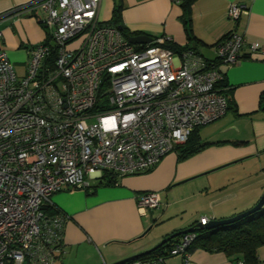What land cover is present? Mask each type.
Wrapping results in <instances>:
<instances>
[{
  "label": "built area",
  "instance_id": "1",
  "mask_svg": "<svg viewBox=\"0 0 264 264\" xmlns=\"http://www.w3.org/2000/svg\"><path fill=\"white\" fill-rule=\"evenodd\" d=\"M100 1L30 0L25 11L41 13L45 38L26 48L21 76L0 48V264H55L67 217L43 211L53 194L87 190L104 172L121 179L154 169L193 130L226 115L217 63L264 60V46L234 29L212 47L214 61L164 48L166 36L133 45L100 20ZM245 13L230 4L227 19L235 26ZM137 204L159 209L160 195L142 193ZM197 237L191 230L163 256L125 264H187Z\"/></svg>",
  "mask_w": 264,
  "mask_h": 264
},
{
  "label": "crops",
  "instance_id": "2",
  "mask_svg": "<svg viewBox=\"0 0 264 264\" xmlns=\"http://www.w3.org/2000/svg\"><path fill=\"white\" fill-rule=\"evenodd\" d=\"M29 1L0 0V48L7 51L19 76L24 73L16 69L18 64L26 69V48L45 38L41 13L25 11ZM117 3L128 32L152 39L166 36L176 47L188 45L179 0H101L99 16L108 21ZM230 4L246 10L235 26L227 19ZM191 29L199 41L196 51L208 61L215 60L212 47L233 29L264 46V0H195ZM246 57L230 66L217 63L231 90L233 108L197 129L201 151L178 163L176 152H171L154 169L122 177L114 186L98 185L100 179H95L87 191L67 189L51 196V204L67 217L63 253L55 264H113L149 250L157 240L200 218H231L257 203L264 193V60ZM148 191L160 195L159 209H139L137 197ZM158 225L165 230L147 238ZM240 261L239 256L194 248L187 264ZM165 264L183 262L169 257Z\"/></svg>",
  "mask_w": 264,
  "mask_h": 264
},
{
  "label": "trees",
  "instance_id": "3",
  "mask_svg": "<svg viewBox=\"0 0 264 264\" xmlns=\"http://www.w3.org/2000/svg\"><path fill=\"white\" fill-rule=\"evenodd\" d=\"M194 2L195 0H179L180 7L182 9L181 20L183 22L188 45L184 47H176L175 45L171 44V42H167L163 45L164 48L175 53H181L187 49L197 52L196 44L199 43V41H197L193 36L191 29V8ZM120 12L121 5L117 3L113 7L111 18L106 21V23L116 28L120 27V32L125 38L139 35L128 32L125 29L120 21ZM215 88L219 94L226 98L228 110L232 109L233 103L229 94L231 90H228V86L223 75L222 79L215 85ZM197 129L199 128L193 130L185 144L177 146L174 150L177 154L178 161H183L189 156L194 155L203 149L204 145L198 142V137L196 136ZM118 180L119 179L115 175L104 172L98 185L114 186L117 185ZM42 209L48 215H58L60 213L59 210L53 205H45L42 207ZM196 226L197 223H193L188 228H186L194 230L198 233L197 239L189 250L190 252L194 248H200L207 252H221L227 257L241 256L242 264H260L257 258V249L260 246H264V208L228 225L211 229L205 228L202 230H198ZM177 238L178 237L174 238L169 243L163 245L153 253L139 258L163 256L165 254V250L169 247V244Z\"/></svg>",
  "mask_w": 264,
  "mask_h": 264
},
{
  "label": "water",
  "instance_id": "4",
  "mask_svg": "<svg viewBox=\"0 0 264 264\" xmlns=\"http://www.w3.org/2000/svg\"><path fill=\"white\" fill-rule=\"evenodd\" d=\"M118 29L120 30L121 28L119 27ZM127 39L133 45H144V44H148L152 41L151 37L144 35V34L128 37ZM262 208H264V193H262V195L259 198V200L257 201V203L252 208H250V209H248V210H246L240 214H237L231 218H226V219H221V220H211L205 226L197 225V229L198 230H202L205 228L211 229V228H216L219 226L228 225V224L234 223L236 221H239L240 219H243L246 216H248V215H250L256 211H259ZM190 231H191V229H186V230H182V231L176 232L174 234H171V235L167 236L166 238H164L159 244L150 248L149 250H146L142 253H139V254L133 255L131 257L125 258V259L120 260L118 262H115L113 264H125V263L131 262L135 259H138L139 257L149 255V254L153 253L154 251H156L157 249H159L160 247H162L163 245L169 243L174 238L179 237V236H181L187 232H190Z\"/></svg>",
  "mask_w": 264,
  "mask_h": 264
},
{
  "label": "rangeland",
  "instance_id": "5",
  "mask_svg": "<svg viewBox=\"0 0 264 264\" xmlns=\"http://www.w3.org/2000/svg\"><path fill=\"white\" fill-rule=\"evenodd\" d=\"M100 20L101 21H106L105 20V18L102 16V17H100ZM24 54H25V52H24ZM25 60H27L26 59V54H25ZM24 67H23V65L22 64H18V66H17V70L18 71H20V74H23L25 71H24V69H23ZM175 152V151H174ZM175 156H176V159H177V154L175 153ZM179 161H177V163H178ZM144 173H147V172H143V173H140V174H144ZM164 220V219H163ZM165 228L166 227H164V225H162V226H160V225H158V226H155L154 228H152L149 232H148V235L146 236L147 238H151V237H157V236H159L160 235V233H162L164 230H165ZM164 239V238H163ZM163 239H161V240H157L156 242H154V244H153V246L152 247H154V246H156L157 244H159ZM151 247V248H152ZM131 257V256H130ZM258 257H260L262 260H261V262H260V264H264V246H260L258 249H257V258ZM240 262L239 263H242V257L240 256Z\"/></svg>",
  "mask_w": 264,
  "mask_h": 264
}]
</instances>
